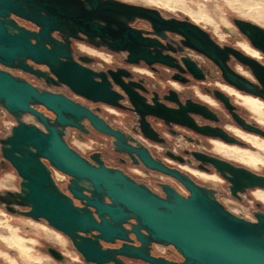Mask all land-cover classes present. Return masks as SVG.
<instances>
[{"label":"water","instance_id":"water-1","mask_svg":"<svg viewBox=\"0 0 264 264\" xmlns=\"http://www.w3.org/2000/svg\"><path fill=\"white\" fill-rule=\"evenodd\" d=\"M157 10L117 5L112 0H0V64L23 69H27L26 59L45 64L57 82L67 85L75 94L94 103L116 105L109 100L108 90H92L98 86L92 73L80 68L74 72L60 69L63 65L60 57L70 60V41L77 33H87L92 38L99 36L110 52L130 51L129 64L143 62L183 71L163 53L171 49L161 40L165 33H174L181 37L183 47L211 61L225 83L264 101V64L238 48L219 44L209 32L186 17L165 21L161 18L163 13L158 10V14ZM11 14L29 21L37 30L19 27L10 18ZM134 17L150 23L151 31L129 28L126 21ZM231 21L250 46L264 55V28L239 18ZM148 33L155 37L145 36ZM64 34L72 37L61 44L65 41ZM231 59L244 66L256 82L233 70L228 65ZM181 62L187 69L189 59ZM189 72L200 79L192 70ZM213 94L231 113L235 107L229 98L218 90H213ZM33 105L43 106L52 113L53 119L37 112ZM0 108L16 123L10 135L1 141L4 159L20 178L21 191L11 195L10 201L18 208L32 209L30 213L17 214L34 221L42 220L47 227L62 233L83 264H120L121 258L139 259L146 264H175L150 256L152 244L172 247L181 256V264H264V216L256 214V223L238 218L219 201L217 189L152 160L144 151L128 148L136 152L146 168L178 181L187 195L168 185H161L163 195H158L121 170L106 167L96 154L89 161L74 153L65 134L68 128L84 130L81 124L84 118L95 130L111 136L117 142L116 150L123 146L116 131L78 103L62 95L38 92L0 70ZM201 110L207 109L200 105L189 111L200 113ZM179 111L187 115V108ZM153 114L165 123L171 121L163 113ZM27 115L43 129L25 123L23 118ZM233 118L243 129L259 136L257 123L250 126L235 115ZM200 132L218 135L235 145H247L220 129L213 133ZM40 157L68 177V194L57 188L48 170L40 164ZM202 159L226 181L228 194L234 198L257 187L264 189V178L252 175L244 167L233 166L230 160L218 155ZM133 162L136 161L133 159ZM73 199L81 206H75ZM117 241L121 242L118 247H101V243L113 245ZM132 241L138 246H132ZM52 255L68 264L60 252Z\"/></svg>","mask_w":264,"mask_h":264},{"label":"flooded vegetation","instance_id":"flooded-vegetation-1","mask_svg":"<svg viewBox=\"0 0 264 264\" xmlns=\"http://www.w3.org/2000/svg\"><path fill=\"white\" fill-rule=\"evenodd\" d=\"M10 18H12L19 27H22L28 31L37 30V28L27 20L21 19L12 14L10 15ZM177 20H182V19H177ZM140 22H145V21H140ZM54 36L55 38L58 39V36L56 34H54ZM145 36L149 38L155 37L154 35L149 33L145 34ZM181 40H182L181 37L174 33H165V38L161 40V43L163 45L168 46L171 49L163 53L164 54L167 53L165 55H168L172 59L173 63L179 65L183 71L169 67H164L161 65L149 66V67L155 66L156 68L161 69V71L159 72V76L163 77V80H158V82L160 83V90L156 93V96L158 97L159 95L163 94L164 100L178 106L175 108L166 107L165 104L160 103L157 98L153 99L154 106L152 104H149L146 99L148 96V90L150 88H154L155 85L152 83H147L146 86L135 83H128V84L124 83V80H122L121 78L128 77L129 72L126 71L125 68L123 67L117 71L108 73V76H111L115 80L116 84H118L127 93L128 97H130L131 99L132 105H134L133 109H128L123 107V105L120 103L121 97L111 90V85L108 82V76H102L104 83L97 84L98 86L93 87L92 90L102 91V92L108 90L110 93L108 97L109 100L115 102L116 105L105 104L100 102L94 103L85 99L82 96L75 94L67 85L57 82V79L50 73L48 67L45 64L36 63L30 59L25 60V66L28 70L20 67H7L2 64H0V70L8 73L10 76L14 78H18L24 81L25 83L36 89L38 92H47L51 94L62 95L63 97L75 103H78L82 107L87 108L92 115L100 119L108 128H110L113 131H116L121 136L123 146L121 147V150H116V147L113 148L112 137L95 130L92 126L90 129H86L83 126L84 130H79L76 128H68L65 134V140L70 147H71L70 140L72 139L73 135H75L77 138H80L82 135L89 136L97 145L96 150L93 152H89L87 156H83L84 158L90 161V156L92 154H96L106 167L121 170L124 174L130 176L135 181H140V183H142L152 192L158 195L160 194L157 193L155 189L159 188L160 192L162 193L161 185H168L172 187L174 190H176L178 193H180L181 195H185L187 191L178 181H176L169 175L160 173L156 170H151L149 168H146L141 163L136 152L128 151V148H132V147L127 135L123 131H121L122 128L128 129V131L132 132L133 134H136V132L138 131L139 133L142 134L144 139H146L153 145L152 149L144 148L143 146H141L140 149L132 148L136 151L139 150L144 151L152 160L158 161L170 169H176L181 172L187 173V171L183 170L185 167V161L192 160L194 158L195 163L188 165L187 167L195 169L192 171L201 172L206 175H211V174H216V172L214 171L211 165L203 161L202 159L203 157L218 155L222 158L230 160L231 162L234 163L236 162L235 164H239V165H244V164L223 157L214 148V146L215 147L220 146L221 148H224L223 146H233L235 145L234 143L227 142L218 135H204L200 131L213 133L216 129H220V127L223 126L226 129H230V131L228 132L229 135L253 146L249 141V139L245 136L255 135V134L243 129L240 125H238L234 120L233 115H235L236 118L243 120L245 122H247L248 120L254 121L260 127L262 126V122L264 121L253 117L252 115L255 113L251 112V110H249L245 105L240 103V96H247L254 99L257 98L248 95L246 93L239 92L233 87L229 86L227 83H225L222 80L219 69L211 61H209L202 55L193 52L188 48L183 47L181 44ZM223 45H227V44H223ZM73 46H74L73 40H71L69 43L70 53L72 51ZM227 46H231V45H227ZM248 48L250 51H246L245 49L242 48L244 53L252 56L253 58H256L261 64H264V55L260 54L258 51L250 48L249 46ZM181 49H183V51H181ZM93 51H95L96 55H98L102 59H104V57L100 55L107 56V54L113 53L102 47L94 48ZM88 55H91V53H89ZM177 56L190 57L187 58L189 59V64H187V69L185 66L182 65L181 61H178L176 59ZM61 64L63 65L60 67V69L68 72H74L76 68L85 70L79 64L73 62L71 55H70V60L65 59L64 62H61ZM137 64H140L141 70L146 73V82L151 81L153 79H158L155 73L148 72L147 69L143 67L144 63L139 62L130 65H137ZM235 64H236L235 67L236 69L240 68L241 66L247 71V69L244 66L239 64L234 59H231L228 62V65L233 70H235L234 68ZM166 70H172L179 74L174 75L171 77V79H169L167 75H165ZM189 70H192L196 76L200 77V79H196L193 76V74L189 72ZM165 81L167 82V85H173L176 84V82H178V86L182 89V95L185 97L189 95H193L194 97L198 96L195 93L194 90L195 88L199 89L203 93V95H201L202 97H199V102L194 103L192 99H189L187 100V105L184 106L181 98L177 95L176 92L167 93L165 91L167 86L165 84ZM214 81L219 82V84H221L223 87L214 84L213 83ZM213 90H218L229 98V101L235 107L231 111V113L225 108L224 104L214 96ZM232 94L235 95L236 97L235 100H233V98L231 97ZM212 102L216 103L217 105L216 108L211 106ZM200 105L201 106L207 105L206 107L207 110L205 111L201 110L200 113H194L192 111H189L198 108V106ZM33 108L37 112L41 113L43 116L49 118L50 120H52L54 117L50 111L46 110L41 105H33ZM180 108H187L186 116L185 115L183 116V114L179 111ZM155 112L165 114L167 120L169 121L171 120L170 123L163 122L162 119H160L159 117L153 114ZM85 119L86 118H84L83 120ZM83 120H81L82 125H83L82 123ZM173 120L182 122V124H187V125H182L181 123H177L176 121ZM197 120H199L200 126H198V124L196 123ZM217 120H218V126L216 127L208 126L216 123ZM23 121L25 123H32L41 130L43 129L42 125L37 123L31 116L28 115L25 116L23 118ZM137 123H138V127L134 128L133 126L136 125ZM15 125L16 123L14 118L10 114H8L5 110L0 108V179L6 176L7 172L9 171L13 172L14 175L18 177L15 170L11 167L10 163L6 159H4L1 149L2 146L1 141L10 135L11 128L14 127ZM173 125L183 126V127H178L176 130H173L172 128ZM193 137H198L200 143L199 144L195 143V140L192 139ZM213 137H218V139H216L215 142H213L211 139ZM248 144L240 147H248ZM161 145L174 147L179 151V154L174 155L173 152L171 151H168L164 154L158 153L156 151V148ZM185 151H187L189 155L185 156L184 154ZM125 156L128 157V160L124 159ZM133 159L136 162H133ZM39 162L43 167H45L48 170L49 176L51 177L57 188L61 190L63 193L68 194L66 191L68 177L62 174L61 172L57 171L53 167H51L44 158L40 157ZM133 166L136 167L135 174L130 172V168ZM226 188H227V183H226ZM250 192L251 191L248 190L245 194L239 195L238 198H234L229 194L228 196L237 200L238 202H241L242 197ZM73 204L75 206H81L79 201L75 199H73ZM18 209H23V208H18ZM32 221L38 224H44L42 220H38V221L32 220ZM120 244L121 242L118 241L113 245L101 243V247L102 248L118 247ZM131 245L136 247L138 246V243L136 241H132ZM150 256L161 257L175 264H181L182 262L181 256L172 247L166 248L162 253H158L157 251L154 250L153 246L151 245ZM80 262L81 260L79 258L77 261H73L72 264H80ZM120 264H146V263H144L139 259L121 258Z\"/></svg>","mask_w":264,"mask_h":264},{"label":"clouds","instance_id":"clouds-1","mask_svg":"<svg viewBox=\"0 0 264 264\" xmlns=\"http://www.w3.org/2000/svg\"><path fill=\"white\" fill-rule=\"evenodd\" d=\"M112 3L139 8L148 7L147 0H112ZM161 18L165 21L178 19V17L176 16L165 14H161ZM230 18L233 20L236 19V17ZM126 24L129 28H132L134 30H140L142 32L151 31L150 23H138L137 18L135 17L132 20L126 21ZM101 26H105L104 22H101ZM261 27H264V25H261ZM71 37L72 36L66 37L65 35V41L61 44H64L66 40ZM93 41L95 43H93ZM73 45L74 46L70 53L73 62L79 64L85 70L92 73L95 83L103 84L104 80L102 79V76H108V73L117 71L123 67L126 71L129 72L128 77L121 78L122 80H124V83H135L145 86L147 85V83H152L155 85L154 88H150L148 90V96L146 99L149 104H152L154 106L153 99L157 98L159 102L165 104L166 107H178L171 102L164 100L163 94L159 95L158 97L156 96V93L160 90V83L158 82V80H163V77L159 76V72L161 71V69L156 68L155 66L149 67L144 64L143 67L147 69L148 72L155 73L158 78L146 82V73L141 70V65L129 64V57L131 56L130 51L122 50L120 53L107 54L106 58L102 59L98 55H96L93 49L99 47L107 48V45H102L101 37L96 36L95 38H92L89 37L87 33H77L76 37L73 38ZM181 51H183V49H181ZM89 53H91V55H88ZM187 58L190 57H176L178 61H182L183 59ZM60 60L61 62H64L65 57H60ZM236 71L247 79L252 80L253 83L256 82L255 78L251 75L250 72L244 71L240 68H237ZM178 74L179 73L172 70L165 71V75H167L169 79H171L172 76ZM108 82L111 85V90L121 97L120 103L123 105V107L133 109L134 105H132L130 97H128L127 93L118 84H116L115 80L111 76H108ZM165 84L167 85L166 81ZM165 91L167 93L176 92L177 95L181 98L184 106L187 105V100L189 99H192L194 103L199 102V96H183L182 89L178 86V82L173 85H167ZM202 106L207 107V105ZM85 110L88 111L87 108H85ZM82 123L86 129L91 128L88 120L85 119L82 121ZM196 123L198 124V126H200L199 120H197ZM247 123L250 126L254 125V121L251 120H248ZM208 126H218V120L216 123ZM133 127L137 128L138 123ZM178 127L183 126H172L173 130H176ZM220 130L225 135H228V132L230 131V129H226L223 126L220 127ZM121 131H123L127 135L132 148L140 149L141 146L148 149L153 148V145L149 141L144 139L142 134L138 131L136 132V134L129 132L126 128H122ZM256 134L259 135L261 139H264V122H262V126L258 129ZM192 139L195 140V143H200L198 137H193ZM211 139L213 142H215L218 137H213ZM233 139H235V137H233ZM116 146L117 142L114 140L113 148H115ZM96 147L97 145L89 136L82 135L80 138H77L75 135H73L71 139V148L75 149V151H73L74 153H79L78 156L80 158L81 156H87L89 152L95 151ZM156 151L161 154H164L168 151L173 152L174 155L179 154V151L177 149H175L174 147H168L167 145L158 146L156 148ZM184 154L185 156L189 155L187 151H185ZM260 155L262 160H264V152H262ZM124 159L128 160V157L125 156ZM193 163H195L194 158L192 160L185 161V167L183 170L188 171L187 166ZM229 163H232L233 166L244 167L245 170L250 172L252 175L264 178V163L256 167L236 165L231 161H229ZM130 172L135 174L136 167H131ZM14 179L16 183L11 187L0 184V217L11 218L14 217L17 212L26 214L32 211L30 207L18 209L16 204L10 201L9 197L11 195L18 194L21 191L19 186L20 178L14 176ZM137 183H140V181H137ZM86 186L91 187V185ZM155 191L160 195H163V193L160 192L159 188H156ZM185 195H187V193H185ZM241 204L243 205V207L241 208L240 212H237L236 208H230L229 211L237 215L240 219H245L251 221L252 223H256V214L264 216V189L257 187L254 191L244 195L241 199ZM13 223H15V221H13ZM16 227L20 229L19 234L24 238L26 242L23 248L17 246V244L14 242V234L8 229L7 223L0 224V264H62V261L56 260L52 255L53 252L57 251L60 252L61 255H63L62 248H59L52 241L46 239L43 235L37 236L30 228H28L24 224L16 225ZM53 236H55L56 240L66 239V237L62 233H59L57 230H53ZM80 264H83V262L81 261Z\"/></svg>","mask_w":264,"mask_h":264},{"label":"rangeland","instance_id":"rangeland-1","mask_svg":"<svg viewBox=\"0 0 264 264\" xmlns=\"http://www.w3.org/2000/svg\"><path fill=\"white\" fill-rule=\"evenodd\" d=\"M149 8H155L161 11L165 15H172L183 19L186 17L189 21L193 22L203 30L209 32L211 36L220 44H227L238 48L243 51H250L248 46L252 48L247 39L237 30L231 21L230 17H236L245 21L252 22L259 27L264 25V0H147ZM185 4L190 10H198L199 8L207 12L205 19H197L191 14L190 11L185 9ZM138 23H145L137 21ZM264 28V27H261ZM248 45V46H247ZM242 47V48H241ZM253 49V48H252ZM244 52V51H243ZM104 58L106 56L100 55ZM240 66V65H238ZM236 64L234 65V68ZM241 69L246 71L243 67ZM236 70V68H235ZM214 84L223 87L219 82L214 81ZM195 93L202 97L203 93L195 88ZM233 100L236 99L232 94ZM260 99H254L247 96H240V103L245 105L251 112H254L252 116L264 121V101ZM211 106L217 107L215 102L211 103ZM248 113V112H247ZM249 114V113H248ZM250 142L256 143V145L248 144V147H240L237 145L223 146L226 150H236L239 152H247L246 166L256 167L264 160L261 158V153L264 152V139H261L255 135L245 136ZM71 141V140H70ZM215 148V146H214ZM243 149V150H242ZM255 154L262 161L256 163L252 160V155ZM236 163V162H235ZM243 164V163H242ZM254 164V165H253ZM195 169L189 168L187 173L193 177L195 181L200 184L213 187L218 190L219 201L227 208H236L237 212L241 211L243 205L241 202L228 196L226 188V181L217 174L206 175L201 172L192 171ZM198 171V170H196ZM14 173L9 171L7 175L0 179V184L6 186H13L15 184ZM255 190V189H254ZM254 190H250L251 192ZM15 221V223H13ZM7 223V227L14 234V239L17 240L21 247L25 245L24 238L19 234L20 229L16 225L24 224L30 228L37 236L43 235L46 239L52 241L59 248L63 249V256L68 264H72L73 261H77L78 255L70 247L68 239L56 240L53 236V230L47 227L45 224H38L32 220L23 217L21 215H15L14 217H0V224ZM64 264V263H62Z\"/></svg>","mask_w":264,"mask_h":264},{"label":"bare ground","instance_id":"bare-ground-1","mask_svg":"<svg viewBox=\"0 0 264 264\" xmlns=\"http://www.w3.org/2000/svg\"><path fill=\"white\" fill-rule=\"evenodd\" d=\"M185 6V9L190 11L191 14L194 16V18H197V19H205V16L207 14V12L201 8H199L198 10H190L189 8H187V4L184 5ZM253 145H256V143L254 142H251ZM215 150L221 154L223 157H226V158H229L233 161H237V162H240V163H243L245 164V161L246 159H250L249 157H247V152H239V151H236V150H226L224 148H221L220 146H216L215 147ZM252 160L256 163H259L261 162L262 160L259 159V157H257L255 154L252 155ZM254 165V164H253ZM14 242L17 244V246L21 247V244L14 239Z\"/></svg>","mask_w":264,"mask_h":264},{"label":"built area","instance_id":"built-area-1","mask_svg":"<svg viewBox=\"0 0 264 264\" xmlns=\"http://www.w3.org/2000/svg\"><path fill=\"white\" fill-rule=\"evenodd\" d=\"M152 246L154 250L157 251L158 253H162L166 248H171L170 246H162L158 244H152Z\"/></svg>","mask_w":264,"mask_h":264}]
</instances>
